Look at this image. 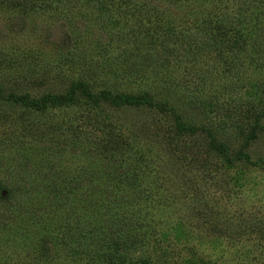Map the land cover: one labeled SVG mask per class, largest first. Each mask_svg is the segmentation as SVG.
Wrapping results in <instances>:
<instances>
[{
	"label": "rangeland",
	"instance_id": "rangeland-1",
	"mask_svg": "<svg viewBox=\"0 0 264 264\" xmlns=\"http://www.w3.org/2000/svg\"><path fill=\"white\" fill-rule=\"evenodd\" d=\"M104 3L0 0V95L145 96L246 159L154 108L0 100V264H82L70 242L138 222L147 244L125 255L146 264H263L264 132L241 144L264 127V0Z\"/></svg>",
	"mask_w": 264,
	"mask_h": 264
},
{
	"label": "trees",
	"instance_id": "trees-1",
	"mask_svg": "<svg viewBox=\"0 0 264 264\" xmlns=\"http://www.w3.org/2000/svg\"><path fill=\"white\" fill-rule=\"evenodd\" d=\"M13 0H6L7 6L10 5V2ZM19 4L21 0H14ZM101 2H105L106 4L114 3V0H100ZM122 1V0H121ZM2 4L5 5V0H1ZM116 8V7H115ZM87 85L82 81H72L68 84L67 88L57 94H44L39 99H32L26 93L15 94L12 92H8L5 95H0V100L8 101L14 104H18L21 107L30 108L33 110H42L48 106H61L64 104H69L73 102L76 97L82 98L84 101L88 102L91 105H98L100 102H104L108 106H112L114 108L119 107H139L143 106L145 108H154L158 112H163L169 115L172 122V129L175 134H186L188 136L194 135L197 131H202L207 136V146L209 149L217 153L224 161L230 162L231 160H238L241 158L246 159V155L244 152L239 150L236 156L232 158H228L226 148L219 143H214L212 140V135L208 132V130L202 127H192L188 125H184L180 122L179 116L174 112V109L171 107H167L163 103H153L145 96H129L126 94H111L106 90H99L97 93H91L88 90ZM257 132H264V127L255 124L250 130V133L246 136L245 140L241 144V148H246L249 140H252L256 137ZM64 212V213H63ZM62 212L63 215H67L70 217L74 211L71 205H67ZM66 218V217H65ZM69 220V219H68ZM70 221V220H69ZM139 224V222H138ZM137 224L138 229H134L129 226L131 230L128 229V226H122L118 228L117 232H115L112 236H107L106 234V224L103 228H95L88 232L89 234L82 235V244L80 248L74 250L72 245L75 243L70 242L66 247L72 255H78L80 258V253L82 248L85 246L88 247V255L82 261V264H146L148 259L147 256H138V258H130L125 255L126 251L136 250L139 248H144V245L147 244L144 239L146 237L142 233V229L140 228V224ZM73 239L72 236H68ZM88 260L86 262L85 260ZM151 264H160V258L156 257V255L152 256ZM264 264V258L263 260ZM193 264L192 262H189Z\"/></svg>",
	"mask_w": 264,
	"mask_h": 264
}]
</instances>
